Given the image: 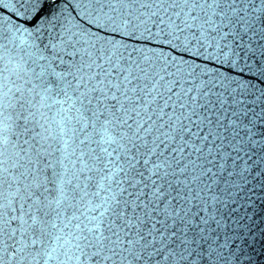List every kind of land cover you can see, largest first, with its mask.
<instances>
[{
	"label": "snow or ice",
	"instance_id": "6c2138e0",
	"mask_svg": "<svg viewBox=\"0 0 264 264\" xmlns=\"http://www.w3.org/2000/svg\"><path fill=\"white\" fill-rule=\"evenodd\" d=\"M264 0H0V264H264Z\"/></svg>",
	"mask_w": 264,
	"mask_h": 264
},
{
	"label": "water",
	"instance_id": "95a60500",
	"mask_svg": "<svg viewBox=\"0 0 264 264\" xmlns=\"http://www.w3.org/2000/svg\"><path fill=\"white\" fill-rule=\"evenodd\" d=\"M260 108H264V105H259V106H257V107H256V111H259Z\"/></svg>",
	"mask_w": 264,
	"mask_h": 264
}]
</instances>
